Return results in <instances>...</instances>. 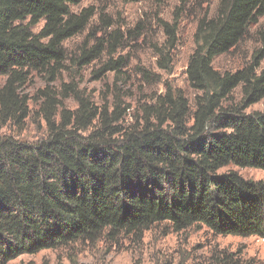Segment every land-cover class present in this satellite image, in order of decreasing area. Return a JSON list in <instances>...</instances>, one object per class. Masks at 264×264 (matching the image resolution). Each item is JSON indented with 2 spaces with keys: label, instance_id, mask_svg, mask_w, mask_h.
<instances>
[{
  "label": "trees",
  "instance_id": "1",
  "mask_svg": "<svg viewBox=\"0 0 264 264\" xmlns=\"http://www.w3.org/2000/svg\"><path fill=\"white\" fill-rule=\"evenodd\" d=\"M82 1L0 0V264L104 235H142L163 222L176 231L205 226L218 236L264 240V181L218 173L231 165L264 172V111L246 113L264 100V46L242 69L214 67L264 17V0H220L215 13L201 17L186 70L193 101L164 84L127 126L119 99L110 111L74 81L56 86L68 70L66 43L96 15L93 7L73 12ZM162 27L166 40L153 49L169 73L178 25ZM106 43L85 42L72 62L84 67L107 56L98 76L121 73L123 59ZM140 74L162 83L150 71ZM35 76L46 86L31 96L26 89ZM71 98L73 110L65 104ZM33 101L46 138L30 143L1 134L10 125L25 129Z\"/></svg>",
  "mask_w": 264,
  "mask_h": 264
},
{
  "label": "rangeland",
  "instance_id": "2",
  "mask_svg": "<svg viewBox=\"0 0 264 264\" xmlns=\"http://www.w3.org/2000/svg\"><path fill=\"white\" fill-rule=\"evenodd\" d=\"M220 0H83L72 6L75 13L93 7L96 15L89 28L66 43L69 54L68 70L56 83L72 81L79 85L81 93L98 105H106L114 110L116 98L122 109L126 110L124 121L127 126L139 114L140 106L165 91V85L181 90L191 101L196 96L187 81L189 58L195 49L194 34L198 21L205 14H213ZM162 22L178 25V45L173 53V63L169 73L159 69V57L154 45L166 40ZM43 21L34 28L38 32ZM119 34L117 42H111L110 35ZM264 17L257 25L249 28L244 40L230 53L217 57L216 69L236 71L249 65L254 53L261 49ZM98 38H104L109 50L115 51L113 58L123 59L125 67L121 73L102 71L108 60H101L81 67L72 62L78 58L85 42L91 47ZM111 42V46H109ZM264 67V60L262 62ZM152 72L162 83H148L141 70ZM5 78H0V86ZM46 86L45 79L35 76L29 83L26 93L33 96ZM117 95V96H116ZM241 99L240 89L233 95V101ZM68 109H75L74 99L65 102ZM33 114L26 122L25 129L17 130L8 126L1 134L19 138L22 141L36 143L47 136L43 118L36 114V103H32ZM264 111V100L246 110L247 114ZM229 171L239 173L251 180H263L264 172L259 169L239 168L234 165L221 169L218 173ZM233 264H264V240L257 237L218 236L205 226L176 231L170 223L154 225L142 235L104 237L95 242H78L68 247L44 250L34 255H23L8 264H223L225 259Z\"/></svg>",
  "mask_w": 264,
  "mask_h": 264
}]
</instances>
